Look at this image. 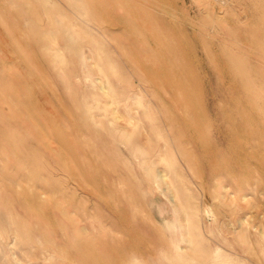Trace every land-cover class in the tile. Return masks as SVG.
<instances>
[{
    "label": "rangeland",
    "instance_id": "374dc122",
    "mask_svg": "<svg viewBox=\"0 0 264 264\" xmlns=\"http://www.w3.org/2000/svg\"><path fill=\"white\" fill-rule=\"evenodd\" d=\"M263 70L264 0H0V264H264Z\"/></svg>",
    "mask_w": 264,
    "mask_h": 264
},
{
    "label": "bare ground",
    "instance_id": "6f19581e",
    "mask_svg": "<svg viewBox=\"0 0 264 264\" xmlns=\"http://www.w3.org/2000/svg\"><path fill=\"white\" fill-rule=\"evenodd\" d=\"M85 4H83V6H84ZM74 6V5H73ZM86 6V5H85ZM80 7V6H79ZM82 7V6H81ZM83 8V7H82ZM73 10V9H72ZM82 10V9H81ZM80 11V10H79ZM76 13V12H75ZM80 16V15H79ZM86 16V15H85ZM84 16V17H85ZM82 18V17H81ZM83 19V18H82ZM88 19V18H87ZM219 19V18H218ZM84 21V20H83ZM82 25V24H81ZM71 29V28H70ZM79 35V34H78ZM74 37V36H73ZM75 37H76V35H75ZM80 37V36H79ZM72 38V37H71ZM77 38V37H76ZM75 38V39H76ZM72 41V40H71ZM45 42V41H44ZM45 43H47V42H45ZM93 43V42H92ZM55 47V46H54ZM41 48V47H40ZM45 49V48H44ZM84 50V49H83ZM84 54V53H83ZM86 55V54H85ZM232 56V55H231ZM85 58V57H84ZM233 61H234V59H232ZM85 61V60H84ZM86 62V61H85ZM85 64H87V63H85ZM86 71V70H85ZM90 72V71H89ZM263 72H264V70H263ZM1 74V73H0ZM87 75V74H86ZM85 75V76H86ZM90 75V74H89ZM3 76V75H2ZM3 78V77H2ZM10 79V78H9ZM7 80H8V78H7ZM97 80V79H96ZM107 87H109V86H107ZM13 89H14V87H13ZM113 91V90H112ZM93 94V93H92ZM134 95V94H133ZM139 95V94H138ZM137 95V96H138ZM17 96H18V94H17ZM92 97V96H91ZM94 98H96L95 97V95L93 96ZM132 98H133V96H131ZM136 98V97H135ZM94 101V100H93ZM21 103V102H20ZM127 103V102H126ZM28 105V104H27ZM25 106V105H24ZM23 106V107H24ZM29 108V107H28ZM24 109H26V107L24 108ZM29 109H31V108H29ZM27 110V109H26ZM32 113V112H31ZM29 114V113H28ZM34 114V113H33ZM130 114V113H129ZM131 115V114H130ZM35 116V115H34ZM30 117H31V114H30ZM33 117V116H32ZM36 117V116H35ZM128 117H130V116H128ZM26 118V117H25ZM12 119V118H11ZM37 120V119H36ZM12 121V120H11ZM97 127V126H96ZM46 128V127H45ZM98 128V127H97ZM115 129V128H114ZM95 130V129H94ZM116 133V132H115ZM118 133V132H117ZM46 137V136H45ZM42 138V137H41ZM182 151H184L183 149H182ZM184 158L187 160L188 158L187 157H185L184 156ZM188 161V160H187ZM144 165V164H143ZM152 171V170H151ZM151 173V172H150ZM161 176H162V179L163 180H166L167 179V174H165V173H162L161 174ZM41 181V180H40ZM43 184H46V183H43ZM47 185V184H46ZM49 187V186H48ZM47 187V188H48ZM224 188H226V186H223ZM43 189H45L44 187H43ZM63 189V188H62ZM51 190V192L53 191L52 189H50ZM253 190V189H252ZM60 191V190H59ZM59 191L57 192V193H59ZM245 191V190H244ZM44 192V191H43ZM54 192V191H53ZM55 192H56V190H55ZM16 194H17V191H16ZM46 194H48V193H46ZM59 195V194H58ZM250 195V194H249ZM55 196H57V195H55ZM204 197V196H203ZM247 197H248V193H243L242 192V194H241V196H239V201H238V205H239V207L240 208H245V205H244V203L242 202V201H246L247 200ZM170 200L174 203V206L176 207V209L178 210V206H177V204L175 203V198L174 197H171L170 198ZM201 201V200H200ZM201 203V202H200ZM23 204H24V202H23ZM201 204H203V201H202V203ZM84 206V205H83ZM249 206V213H251V215L249 216L250 217V220H249V218H243L242 220H240L239 222L241 223V225H242V227L244 226V224H246L247 223V225H250L251 223H253L254 221H255V219L257 218V217H259L260 218V216H262V218L264 219V204H261V203H259L258 204V206H254V205H248ZM68 207V206H67ZM213 207V206H212ZM211 207V209H213ZM254 207L256 208V211H254L253 209H254ZM73 209V208H72ZM70 210V209H69ZM132 210V209H131ZM253 210V211H252ZM72 211V210H71ZM74 211V210H73ZM62 212V211H61ZM76 212V211H75ZM212 212H215V211H212ZM60 213V212H59ZM65 213V212H64ZM209 213V212H208ZM61 214H63V213H61ZM78 214H79V212H78ZM83 215V214H82ZM210 215H213V216H215L214 214H210ZM83 217V216H82ZM216 218V217H215ZM10 219V218H9ZM8 219V220H9ZM13 219V218H12ZM85 219V218H84ZM92 219H94V217L92 218ZM83 220V219H82ZM180 220V219H179ZM182 220V219H181ZM161 222H163V221H161ZM7 223H9V222H7ZM97 223H100V222H97ZM25 224V223H24ZM8 226V225H7ZM100 226V225H99ZM191 227V226H190ZM254 227H255V224H254ZM12 228V227H11ZM94 228V227H93ZM258 231V234H260V236H261V238L262 239H264V229L262 228V227H260V226H256L255 227ZM92 229V228H91ZM98 229V228H97ZM249 228L248 227H244L243 228V231L245 232V238H246V241L247 242H249L250 243V239H249ZM94 231V230H93ZM96 231H98V230H96ZM99 231H101V230H99ZM190 232L189 233H191V230H189ZM96 233V232H95ZM103 233V232H102ZM98 234V233H97ZM104 234V233H103ZM242 234V233H241ZM77 235H78V233H77ZM37 236V235H36ZM77 238V237H76ZM25 240H26V238H25ZM26 242H28V240L26 241ZM74 242H75V240H74ZM85 242V241H84ZM40 243H41V241H40ZM72 243H73V240H72ZM25 244V243H24ZM29 244V243H28ZM185 244V243H184ZM1 247V246H0ZM25 248H26V246H25ZM103 248V247H102ZM29 250V249H28ZM16 251V250H15ZM30 251V250H29ZM16 252H18V251H16Z\"/></svg>",
    "mask_w": 264,
    "mask_h": 264
}]
</instances>
